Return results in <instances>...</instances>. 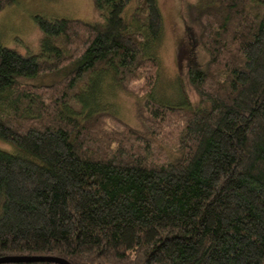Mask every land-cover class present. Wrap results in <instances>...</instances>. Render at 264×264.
<instances>
[{
	"label": "trees",
	"instance_id": "trees-1",
	"mask_svg": "<svg viewBox=\"0 0 264 264\" xmlns=\"http://www.w3.org/2000/svg\"><path fill=\"white\" fill-rule=\"evenodd\" d=\"M93 3L99 23L36 16L35 55L0 45V259L264 264V0L185 6L207 58L172 104L156 99L157 0Z\"/></svg>",
	"mask_w": 264,
	"mask_h": 264
},
{
	"label": "rangeland",
	"instance_id": "rangeland-1",
	"mask_svg": "<svg viewBox=\"0 0 264 264\" xmlns=\"http://www.w3.org/2000/svg\"><path fill=\"white\" fill-rule=\"evenodd\" d=\"M200 0H157L159 11H161L164 27L162 37L157 47V56L160 57V75L156 91V99L174 103L178 95L175 88L182 80L185 82L186 61L189 57L196 56L198 64H203L206 54L196 49L193 42H196L198 32L196 27L190 26L186 20L185 6L197 4ZM257 1V0H252ZM36 16L54 20L57 18L83 20L85 22H100L99 16L95 13L93 0H15L10 7H6L0 13V45L18 52L26 58L39 52L41 33L36 25ZM180 54L182 57H180ZM49 77H38L31 81L34 84L51 81ZM175 84L173 88L171 84ZM186 93L192 104H197L198 99L193 95L186 85ZM109 96V95H108ZM116 104L119 117L128 125L140 131L142 126L136 118V109L139 100L135 97L121 93L117 94L112 102ZM186 101L183 98V102ZM191 105V106H195ZM0 150L12 151L11 146L0 141Z\"/></svg>",
	"mask_w": 264,
	"mask_h": 264
},
{
	"label": "water",
	"instance_id": "water-1",
	"mask_svg": "<svg viewBox=\"0 0 264 264\" xmlns=\"http://www.w3.org/2000/svg\"><path fill=\"white\" fill-rule=\"evenodd\" d=\"M50 262L53 264H69L67 263L65 260H62L60 258H52V257H28V256H23V257H3L0 259V264L1 263H23V262H30V263H34V262Z\"/></svg>",
	"mask_w": 264,
	"mask_h": 264
}]
</instances>
